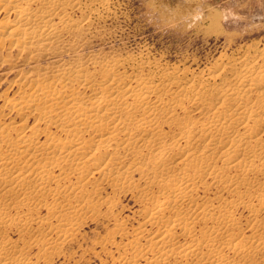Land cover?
Masks as SVG:
<instances>
[{"label":"bare ground","instance_id":"1","mask_svg":"<svg viewBox=\"0 0 264 264\" xmlns=\"http://www.w3.org/2000/svg\"><path fill=\"white\" fill-rule=\"evenodd\" d=\"M83 11L81 0H0V46L69 47L91 23L73 18ZM129 60L34 70L15 98L0 94V264L59 253L100 207L114 221L101 249L124 264H260L264 45L198 72ZM103 187L140 206L131 232Z\"/></svg>","mask_w":264,"mask_h":264},{"label":"rangeland","instance_id":"2","mask_svg":"<svg viewBox=\"0 0 264 264\" xmlns=\"http://www.w3.org/2000/svg\"><path fill=\"white\" fill-rule=\"evenodd\" d=\"M99 1L81 0L84 14L73 13V18L89 16L90 27L73 38L69 47L52 44L45 53L29 54L6 44L0 46V94L15 98L18 81L26 74L44 70L51 76L54 66L78 59L116 56L133 63L146 61L198 72L264 45V0H107L103 6ZM2 114H7L6 108H0ZM101 191L115 205L117 219L127 218L126 229L131 232L140 222L136 216L140 206L128 193H113L107 187ZM100 208V216L83 220L73 241L65 242L59 253L47 254L39 264H124L117 259L115 246L105 244L101 249V240L114 221L106 216L104 207ZM44 215L40 211L39 216ZM39 249L31 250L32 261L42 253ZM258 261L264 264V257Z\"/></svg>","mask_w":264,"mask_h":264}]
</instances>
